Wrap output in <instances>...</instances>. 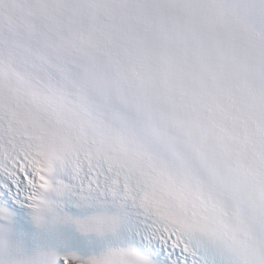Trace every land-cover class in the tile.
<instances>
[{"label":"snow or ice","instance_id":"snow-or-ice-1","mask_svg":"<svg viewBox=\"0 0 264 264\" xmlns=\"http://www.w3.org/2000/svg\"><path fill=\"white\" fill-rule=\"evenodd\" d=\"M0 264H264V0H0Z\"/></svg>","mask_w":264,"mask_h":264}]
</instances>
